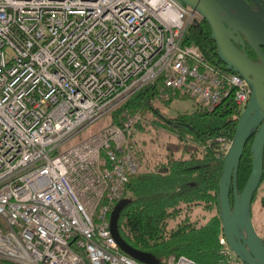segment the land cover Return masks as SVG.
<instances>
[{"label": "built area", "instance_id": "1", "mask_svg": "<svg viewBox=\"0 0 264 264\" xmlns=\"http://www.w3.org/2000/svg\"><path fill=\"white\" fill-rule=\"evenodd\" d=\"M195 17L178 0H0V259L144 264L121 250L110 214L140 170L147 118L123 112L122 124L61 145L156 82L165 100L231 99L242 113L249 83L183 42ZM219 140L226 155L231 140ZM219 242V264H245L223 232Z\"/></svg>", "mask_w": 264, "mask_h": 264}, {"label": "trees", "instance_id": "2", "mask_svg": "<svg viewBox=\"0 0 264 264\" xmlns=\"http://www.w3.org/2000/svg\"><path fill=\"white\" fill-rule=\"evenodd\" d=\"M183 42L198 45L210 62L227 70L219 60L211 29L202 17L189 24ZM162 93L159 82L141 88L109 113L110 124H122L123 112L139 113L146 118L149 112H153L163 118L156 102L170 103L174 99L165 100ZM194 107L193 112L180 114L167 125L178 129L181 140L190 141L194 148L191 155L168 156L165 162L160 160L150 167L143 146L138 151L140 170L130 178L123 197L127 204L117 222L118 231L126 243L151 254L163 264L181 255L199 264H219L222 259L219 182L226 155L220 152L222 143L219 139L233 140L241 113L231 99L214 109ZM146 127V124H139L138 135ZM252 162L250 140L240 161L239 191L249 178ZM263 183L264 175L253 201ZM196 207L205 211L216 210V213L200 222L194 217ZM0 263L19 264L4 259H0Z\"/></svg>", "mask_w": 264, "mask_h": 264}, {"label": "water", "instance_id": "3", "mask_svg": "<svg viewBox=\"0 0 264 264\" xmlns=\"http://www.w3.org/2000/svg\"><path fill=\"white\" fill-rule=\"evenodd\" d=\"M178 1L206 20L217 45L219 60L227 70L243 76L251 87L250 100L239 117L225 156L219 182V207L223 234L232 250L245 264H264V241L252 220V202L264 175V15L254 11L246 0ZM235 31L241 36H236ZM244 38L259 54L262 64L253 63L236 47L238 39L243 42ZM250 140L252 169L239 191L240 161ZM126 204V199H121L110 214V229L117 244L123 252L142 263L163 264L151 254L136 250L121 237L117 222Z\"/></svg>", "mask_w": 264, "mask_h": 264}, {"label": "rangeland", "instance_id": "4", "mask_svg": "<svg viewBox=\"0 0 264 264\" xmlns=\"http://www.w3.org/2000/svg\"><path fill=\"white\" fill-rule=\"evenodd\" d=\"M190 12L193 10L187 6ZM198 18L195 17L193 21ZM195 101L191 98H176L172 102L167 103L159 100L156 106L161 115L149 112L147 114V127L139 136L143 142L146 150V161L150 167L156 165L160 160L165 162L168 156L181 158L183 156L189 157L194 150L190 141H183L180 139L179 131L176 127H169L168 122L173 118L184 113H191L194 111ZM110 115L107 114L93 124H90L74 134L64 144L61 145L63 151L72 146L84 141L90 136L104 129L110 124ZM149 125V126H148ZM194 217L200 222H205L216 213V210H203L200 207L194 209ZM252 220L257 233L264 238V183L260 187L256 199L252 202Z\"/></svg>", "mask_w": 264, "mask_h": 264}, {"label": "flooded vegetation", "instance_id": "5", "mask_svg": "<svg viewBox=\"0 0 264 264\" xmlns=\"http://www.w3.org/2000/svg\"><path fill=\"white\" fill-rule=\"evenodd\" d=\"M249 6L257 12H260V15H264V0H246ZM234 34L237 36H241V34L238 31H235ZM243 37V36H242ZM236 47L247 54L249 59L257 64H262L263 60L259 56V54L252 48V46L248 43V41L244 38V41L242 42L241 39H238V41L235 43ZM262 50L264 52V46L262 47ZM240 75V74H239ZM253 77V74H250ZM243 77V76H242ZM244 78V77H243ZM245 79V78H244ZM246 80V79H245Z\"/></svg>", "mask_w": 264, "mask_h": 264}, {"label": "clouds", "instance_id": "6", "mask_svg": "<svg viewBox=\"0 0 264 264\" xmlns=\"http://www.w3.org/2000/svg\"><path fill=\"white\" fill-rule=\"evenodd\" d=\"M150 3H155V0H149ZM180 21V16L179 14L177 13L173 19V22L176 23V22H179Z\"/></svg>", "mask_w": 264, "mask_h": 264}]
</instances>
